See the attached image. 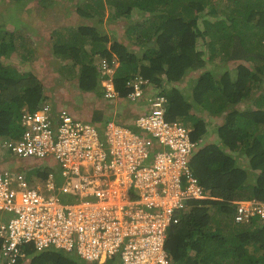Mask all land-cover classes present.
Returning <instances> with one entry per match:
<instances>
[{"label": "trees", "instance_id": "1", "mask_svg": "<svg viewBox=\"0 0 264 264\" xmlns=\"http://www.w3.org/2000/svg\"><path fill=\"white\" fill-rule=\"evenodd\" d=\"M68 2L74 3L75 12L86 20L51 31V52L44 57L43 68L52 66L61 75L54 83L45 80L34 66L40 58L37 52L45 51V47L35 45L29 35L42 36V28L30 31L28 38L15 32L24 21L28 0H8L0 9V136L17 137L22 107L35 110L44 101L57 103L54 92L65 84V88L78 87L80 93L92 92L94 98L104 95L102 80L106 75L99 61L106 57L110 63L118 62L114 78L119 100H127V80L143 75L168 96L167 117L192 120V136L199 139L206 132V123L190 113L193 105L174 82L221 58L238 61L234 73L226 69L217 75L207 68L194 78L191 90L200 104L213 111L225 110L227 104L237 107L228 111L219 127L223 145L209 143L192 157V169L209 196L190 200L180 220L169 227L165 249L169 264H264V220L255 215L247 222L235 221L231 201L264 199V0ZM12 5L16 10L9 18L13 24L9 28L4 10L12 9ZM46 7L41 4L33 8ZM135 11L138 16L133 15ZM35 18L36 14L30 22ZM119 18L127 20L126 35L113 37L109 33L114 30L108 25ZM199 39L206 43L208 56L199 48ZM13 51L20 54L17 62L8 60ZM63 81L67 83L61 85ZM247 100L251 102L244 108L238 106ZM66 101L72 103L68 98ZM96 109L94 119H103L98 114L101 110ZM234 151L246 153L249 165H240L239 154ZM253 170L256 172L250 175ZM27 250L28 264H35L39 255L43 256L42 264H96L73 251Z\"/></svg>", "mask_w": 264, "mask_h": 264}, {"label": "built area", "instance_id": "2", "mask_svg": "<svg viewBox=\"0 0 264 264\" xmlns=\"http://www.w3.org/2000/svg\"><path fill=\"white\" fill-rule=\"evenodd\" d=\"M99 64L104 96L118 99V62ZM126 86L129 101H145L132 126L84 120L51 101L22 107L20 134L1 141L44 167L31 181L0 169V264L30 259L28 248L73 251L96 264L170 263L169 227L191 199L209 196L190 163L199 142L192 124L167 117L168 96L150 92L148 78L138 74ZM231 201L235 221L264 220V200Z\"/></svg>", "mask_w": 264, "mask_h": 264}, {"label": "rangeland", "instance_id": "3", "mask_svg": "<svg viewBox=\"0 0 264 264\" xmlns=\"http://www.w3.org/2000/svg\"><path fill=\"white\" fill-rule=\"evenodd\" d=\"M7 1L8 0H2L1 2V6L0 9L5 8V6L7 5ZM226 2H228V0H225ZM41 4H45L47 5L46 8H42V9H37L35 11L34 8H36L37 6H40ZM229 4H232L231 1H229ZM9 7V4H8ZM12 9H6L4 10V18L6 19V24L9 28L13 27V24L9 22V18L11 16V14H14V11L16 10L15 5H12ZM34 7V8H33ZM75 5L74 3H70L68 2V0H28V8L26 9V12L23 13L24 19L26 22L22 21L21 24V28H17L15 29V32H17L18 34L21 33L24 35L25 38H28L27 34H30V31H33L34 29L37 28H42V36L36 35L35 34H30L29 37L35 45L37 44L40 48L45 47V51L43 52H37L38 57H40L38 59V61L35 62L34 66L37 68V70L40 72V74H42V77L45 80H50V83H54V78H59L61 75L58 74L57 71L54 70V67H49V69L47 68H43L44 65L46 64V59L44 58L45 56H49L50 52H51V48H48L50 45V41H51V31L56 28V27H61V26H67L69 24L72 23H83L86 20V17L81 15L78 12H75ZM20 12L17 10V14H19ZM69 13L68 16H66V14ZM138 13V12H137ZM136 13V11L133 13L134 16H138V14ZM36 14V18L34 19V21L30 22L31 20H33V16H35ZM20 17V16H19ZM52 18H59V19H52ZM127 20L125 18H119V20L117 22H111L109 23L108 27L109 30L111 31V29H113L114 31H111L109 34H112L111 36L114 37V34H122V35H126V23ZM46 27V28H45ZM64 30V29H62ZM19 36V35H18ZM43 37V39H42ZM34 40V41H33ZM30 42V41H29ZM199 43V48L205 50V56H208L209 53L207 51V45L206 43L203 41V39H199L198 40ZM141 49V48H140ZM40 55V56H39ZM20 56L19 53H17L16 51H13L12 56H10V58L8 60L11 61H18V57ZM227 59V58H226ZM226 59L221 58L218 61H216V63H208L206 66L201 67L199 69L196 70H191L190 73H188L189 75H187L185 77L186 81L189 78H192L194 80L195 76H198V74L204 70V69H214L217 73L222 74L227 68L229 67H233L232 64H235L236 62H231V61H226ZM228 60V59H227ZM15 62V63H16ZM38 62V64H37ZM50 65H53L52 62ZM232 63V64H231ZM49 65V66H50ZM56 64H54L53 66H55ZM24 67V66H23ZM54 72V73H53ZM56 72V73H55ZM64 80V79H63ZM61 81V78H60ZM49 83V84H50ZM63 83H67V81H63L61 82V85H63ZM185 84V83H184ZM63 86H66L63 85ZM59 87L56 88L55 90V94H57L58 96H56V101L57 104L63 105V107H67L69 110H71L73 113L78 110V108H84V111L89 112L92 107H93V103H88L87 105L84 104L85 99L89 102H94V96L92 92H83L80 93V89L77 87L76 89H71V88H65V87ZM153 88H150L151 91L157 90L158 88L155 87L154 85H152ZM60 91L64 92L62 93V96L60 97ZM258 92H256L257 94ZM93 98H92V97ZM69 99L72 101L71 104H69L66 99ZM55 99V98H54ZM119 101L125 102L126 98H122ZM250 100H247L245 102H243L242 104L244 105L243 108L250 103ZM126 106V103H124ZM123 112H129L131 111H138V109L136 107H129L128 109H124L122 108ZM58 164H56V169H58ZM9 167H13V169H17V170H22L24 171L27 175L29 180H33L36 179L38 174L40 173V170L44 167V164L41 161H38L34 158H22L16 155H12V153L8 152L7 149L3 146H0V169H7ZM30 260L28 258H23L22 259V263L20 264H28ZM44 261L43 256L39 255L35 258V264H42V262Z\"/></svg>", "mask_w": 264, "mask_h": 264}, {"label": "crops", "instance_id": "4", "mask_svg": "<svg viewBox=\"0 0 264 264\" xmlns=\"http://www.w3.org/2000/svg\"><path fill=\"white\" fill-rule=\"evenodd\" d=\"M25 21V19H24ZM26 22V21H25ZM226 61H231V62H236L235 64H232L233 67H229L227 68L230 72L234 73V69H235V65L237 64L238 61H234V60H227ZM213 71L215 72V74L219 75V73H217L214 69ZM190 73V72H189ZM189 75L188 73L184 76L183 80L179 81V82H174L175 85H177L181 90L184 91V93L187 95L188 97V102H190L193 107L190 110V113H194L196 114V116L200 119H204L205 123H206V132L203 133V135L197 139V141L199 142L198 145V149L202 148L203 146L209 144V143H215L218 145H223L222 141H221V137L219 134V127L225 123L226 121V115L227 113H229L228 111L232 110L234 107H237L236 105L231 106L229 104L226 105L225 110L222 111H213L212 108L209 109L208 107H205L204 105L200 104L194 97L193 91L191 90V88L194 86V81L192 78H189L187 81L185 79V77ZM190 76V75H189ZM191 77V76H190ZM185 83V84H184ZM173 84V83H172ZM92 97V96H91ZM93 98V97H92ZM85 99L84 104L87 105L88 103H93V107L89 112L84 111V108H78V110H76L75 112L77 114H79L80 116L84 117V118H89V119H94V110L96 108L100 109L101 111H99V116H102L104 118H109V117H114L117 118L119 121L121 122H130L136 115H137V111H129V112H123L122 108H126L128 109L129 106L132 108L136 107L137 105H139V108H144V103L145 101L142 100L140 102H138L136 105L132 102H130L129 100H126L125 102L119 101V100H109L106 99L104 95H101L100 97L94 98V102H89ZM126 103V106L125 104ZM243 102H240L238 104V106L243 107L244 105L242 104ZM96 109V111L98 110ZM97 114V112H96ZM186 121V120H185ZM189 124H192L195 127V124L192 120H188L186 121ZM234 153L239 154L238 156V163L240 165H243L244 167L249 165L248 159L249 156L246 153H240L239 151H234ZM238 164V165H239ZM256 172V170H253L250 175H253Z\"/></svg>", "mask_w": 264, "mask_h": 264}, {"label": "clouds", "instance_id": "5", "mask_svg": "<svg viewBox=\"0 0 264 264\" xmlns=\"http://www.w3.org/2000/svg\"><path fill=\"white\" fill-rule=\"evenodd\" d=\"M116 100V99H115ZM117 100H119V98L117 99ZM128 100V99H127ZM142 101V100H141ZM52 102V101H51ZM131 102V101H130ZM140 102V101H139ZM52 103H54V102H52ZM132 103H134V102H132ZM138 102H135L134 104L136 105ZM54 104H56L57 106H63V105H60V104H57V103H54ZM136 107H138L139 108V105H137ZM141 109L142 108H139L138 109V111H137V115L130 121V122H122V123H125V124H128V125H133L134 124V122H135V119H136V117L139 115V113L141 112ZM169 109V108H168ZM74 114L76 115V116H78L79 118H82V119H84V120H91V121H106V120H108V119H111V118H114V117H109V118H103V119H101V120H93V119H89V118H84V117H82V116H80L79 114H77L76 112H74ZM116 120H118L117 118H115ZM119 121V120H118ZM185 121V120H184ZM119 122H121V121H119ZM19 123H20V118H19ZM4 138H13V137H9V136H0V142H2L1 140H3ZM195 139V138H194ZM197 140V139H196ZM2 146L4 147V145H3V143H2ZM198 150V149H197ZM197 152V151H196ZM195 152V153H196ZM194 153V154H195ZM194 156V155H193ZM192 156V157H193ZM192 159V158H191ZM41 174H42V172H40ZM196 175V174H195ZM197 176V175H196ZM198 177V176H197ZM199 181H200V179H199ZM202 184V183H201ZM203 185V184H202ZM198 199H200V198H198ZM243 199H247V198H243ZM259 199V198H258ZM261 200H264V199H261Z\"/></svg>", "mask_w": 264, "mask_h": 264}]
</instances>
